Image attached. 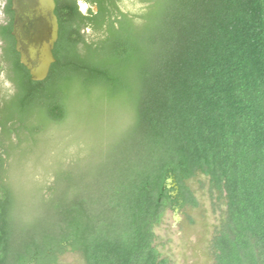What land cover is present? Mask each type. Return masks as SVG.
Returning a JSON list of instances; mask_svg holds the SVG:
<instances>
[{
    "label": "trees",
    "instance_id": "16d2710c",
    "mask_svg": "<svg viewBox=\"0 0 264 264\" xmlns=\"http://www.w3.org/2000/svg\"><path fill=\"white\" fill-rule=\"evenodd\" d=\"M54 2L45 79L4 31L0 264H172L154 228L197 206L199 177L213 264H264V0Z\"/></svg>",
    "mask_w": 264,
    "mask_h": 264
},
{
    "label": "rangeland",
    "instance_id": "374dc122",
    "mask_svg": "<svg viewBox=\"0 0 264 264\" xmlns=\"http://www.w3.org/2000/svg\"><path fill=\"white\" fill-rule=\"evenodd\" d=\"M71 123L74 124L71 121L69 125ZM115 127L118 129L117 126ZM77 128L78 126H76ZM74 131L77 132L75 129ZM104 131H107L106 123L101 124L98 130H95V127L85 129L88 134L87 143H94V139L99 137L106 142L108 134ZM57 135L59 134L55 136ZM55 142L57 143V137L54 142H51L52 145L45 146V156L41 157L40 164L42 162L46 164L53 159L51 156L57 155L58 144ZM47 156L49 160L45 161ZM198 179L202 178L199 177L190 182L198 203L197 206L186 207L180 212L167 210L162 222L154 228L155 243L162 255L168 257L172 264H213L209 251V239L218 223L219 211L213 210V201L209 198L207 191L199 189ZM60 260L65 264H82L79 257L70 252L63 254Z\"/></svg>",
    "mask_w": 264,
    "mask_h": 264
},
{
    "label": "water",
    "instance_id": "95a60500",
    "mask_svg": "<svg viewBox=\"0 0 264 264\" xmlns=\"http://www.w3.org/2000/svg\"><path fill=\"white\" fill-rule=\"evenodd\" d=\"M54 7V0H11L15 49L33 81L45 79L55 60L52 49L58 23Z\"/></svg>",
    "mask_w": 264,
    "mask_h": 264
},
{
    "label": "flooded vegetation",
    "instance_id": "af4514ba",
    "mask_svg": "<svg viewBox=\"0 0 264 264\" xmlns=\"http://www.w3.org/2000/svg\"><path fill=\"white\" fill-rule=\"evenodd\" d=\"M75 2L79 12L84 15L88 14L89 8L95 11V6L89 5L87 0H75ZM13 17H14V13L11 9V0H0V122L3 121L4 119L5 106L14 91L13 83L11 80L10 63L5 55V48L8 42L6 37L4 36H6L5 32L7 31L9 36L12 37L13 47L18 55V60H19V54L15 49V39L11 34ZM0 134H2L1 126H0ZM3 142L4 141L2 135H0V152L4 147L2 145Z\"/></svg>",
    "mask_w": 264,
    "mask_h": 264
}]
</instances>
